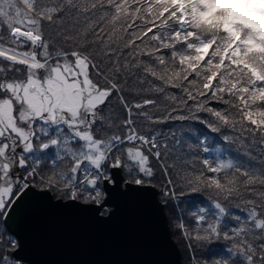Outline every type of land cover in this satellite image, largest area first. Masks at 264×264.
<instances>
[{"label":"snow or ice","instance_id":"snow-or-ice-1","mask_svg":"<svg viewBox=\"0 0 264 264\" xmlns=\"http://www.w3.org/2000/svg\"><path fill=\"white\" fill-rule=\"evenodd\" d=\"M177 9L0 0V264H41L29 216L106 224L148 194L187 264H264V79L216 69L219 40L195 60L211 36ZM191 194L207 203H177Z\"/></svg>","mask_w":264,"mask_h":264},{"label":"water","instance_id":"water-1","mask_svg":"<svg viewBox=\"0 0 264 264\" xmlns=\"http://www.w3.org/2000/svg\"><path fill=\"white\" fill-rule=\"evenodd\" d=\"M157 196H134L109 223L85 214L49 209L19 227L41 264H184Z\"/></svg>","mask_w":264,"mask_h":264},{"label":"rangeland","instance_id":"rangeland-1","mask_svg":"<svg viewBox=\"0 0 264 264\" xmlns=\"http://www.w3.org/2000/svg\"><path fill=\"white\" fill-rule=\"evenodd\" d=\"M170 3L173 1H180V5L184 6L188 11L198 10L200 14L198 15L197 21L201 23L208 22L217 31V24H221L222 28L227 30L233 26H236L242 34L243 41H245V50L249 51V54L254 56V58H262L261 53L264 52V0H239L236 9L231 4L230 0H169ZM239 18L238 17V15ZM228 23H232L228 26ZM224 36L227 43L232 45L234 41L240 39V35L236 37L234 34L229 32H224ZM217 35L220 39L223 38L222 35ZM211 43V42H209ZM206 47V45L203 49ZM184 63L189 64L186 58ZM194 67V65H189ZM213 76L215 74L213 73ZM197 194H191L190 196H195ZM188 221L186 220V223ZM177 238L180 247L185 251L184 241L182 240L179 231L177 232ZM219 246V245H216Z\"/></svg>","mask_w":264,"mask_h":264},{"label":"trees","instance_id":"trees-1","mask_svg":"<svg viewBox=\"0 0 264 264\" xmlns=\"http://www.w3.org/2000/svg\"><path fill=\"white\" fill-rule=\"evenodd\" d=\"M157 2L160 4L161 7H163V9L165 11H167V8L170 6V1L169 0H157ZM200 14V12L198 10L195 11L194 15L191 16L192 18V28L196 31L199 32L202 36H211V43L216 42L217 40L220 41V44L217 47V50L215 53H213V55H218L220 57V64L215 65L214 67L216 69H220L223 61L227 58L230 61V66L231 65H235V68L232 70L234 77L238 78L240 80H244L248 83H255L257 80H259V78H257L255 76V74L250 71V67L249 65H251V67H254L256 70L259 71L260 77L262 79H264V52L261 53V59L259 58H254V56L249 54V51L251 50H244L243 49V54L241 57H237L235 55L234 52L227 50L229 44L227 43L226 39H225V33L224 30L222 29V26L219 22V24H217V31L219 33V35H222L223 38L220 39L219 36L217 35V31L212 27V25L208 22L205 23H201L197 21L198 15ZM182 38V37H181ZM206 44V47L203 49H199L197 48L196 51L198 53H200V55H197L194 57L195 60L199 61V60H203L204 59V55H206L208 53V49L210 44ZM230 52V55H229ZM214 74H216L215 72H213ZM224 79L227 81V75L224 77ZM235 86V85H233ZM262 95H264V93H262ZM178 204H180L181 207H189V208H194L197 204L200 203H207V201L205 200V198L201 195V194H197L195 196H185L182 197L179 201H177ZM166 213L168 215V220L170 221L171 217H172V211L170 208H165ZM233 212H236V209L232 210ZM186 222V221H185ZM177 232L178 231H171L172 236L174 237V239L176 240V242L179 245V241L177 238ZM181 245H179L180 247ZM220 246H216L214 245L213 248L219 250ZM180 250L182 252V260L184 262V264H187L186 259H184V254L185 251H183V249L180 247Z\"/></svg>","mask_w":264,"mask_h":264}]
</instances>
